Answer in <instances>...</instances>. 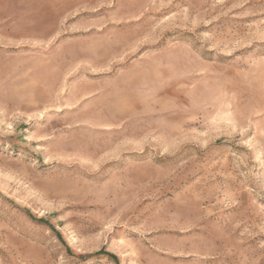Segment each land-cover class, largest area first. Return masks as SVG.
I'll use <instances>...</instances> for the list:
<instances>
[{"label":"rangeland","instance_id":"obj_1","mask_svg":"<svg viewBox=\"0 0 264 264\" xmlns=\"http://www.w3.org/2000/svg\"><path fill=\"white\" fill-rule=\"evenodd\" d=\"M0 264H264V0H0Z\"/></svg>","mask_w":264,"mask_h":264}]
</instances>
